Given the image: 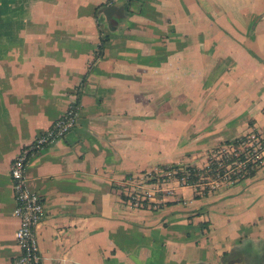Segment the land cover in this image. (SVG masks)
<instances>
[{
  "label": "crops",
  "instance_id": "obj_1",
  "mask_svg": "<svg viewBox=\"0 0 264 264\" xmlns=\"http://www.w3.org/2000/svg\"><path fill=\"white\" fill-rule=\"evenodd\" d=\"M26 4L0 8V264L18 253L8 163L70 101L73 127L25 165L44 206L41 264H223L262 252L264 234L249 232L260 225L218 242L210 225L264 220V152L251 175L201 193L158 175L245 132L264 140V0ZM135 173L161 185L139 205L128 200Z\"/></svg>",
  "mask_w": 264,
  "mask_h": 264
},
{
  "label": "built area",
  "instance_id": "obj_2",
  "mask_svg": "<svg viewBox=\"0 0 264 264\" xmlns=\"http://www.w3.org/2000/svg\"><path fill=\"white\" fill-rule=\"evenodd\" d=\"M77 110L78 104L75 101H70L62 114L55 118L43 131L37 134L30 143L23 145L8 163V176L10 178L14 201L12 214L18 218V224L13 232L14 242L18 247V253L13 257L10 264H41L36 226L43 215L44 206L39 194L29 189L27 186L25 165L28 157L35 151L51 143L55 139L62 137L73 127L76 122ZM251 136L252 135L249 137ZM253 142L254 140L244 142L242 146H226L223 150L225 154L231 153L233 156H236L238 148H244L247 144H253ZM225 154L223 155L225 156ZM259 156L260 154L255 152L252 154V159L258 158ZM245 159L246 158L235 160L234 162H237L238 166V164H241ZM226 165L225 168L230 171L231 167H229L228 164ZM148 175L151 177L153 176L152 173H148ZM219 178L226 179V171L219 176ZM149 183L145 191L148 197H150V195L152 196L155 191H159L161 188L159 187L160 183L158 181ZM130 185L132 186V183ZM143 185L144 183L142 182L136 183L137 187H142ZM139 197L144 198V193L138 196V193L134 192V190L128 192V200L133 205L142 203L143 199ZM260 264H264V262Z\"/></svg>",
  "mask_w": 264,
  "mask_h": 264
},
{
  "label": "rangeland",
  "instance_id": "obj_3",
  "mask_svg": "<svg viewBox=\"0 0 264 264\" xmlns=\"http://www.w3.org/2000/svg\"><path fill=\"white\" fill-rule=\"evenodd\" d=\"M26 1H29V0H4V1L0 0V8H4V9L7 10L9 8L14 7L16 9V8H18L19 3H20L21 7H26V6L28 7L29 4L27 5ZM225 147H226V145H220V144H215V145H211L209 147H205L203 150H201L202 151L201 152L202 160L200 161V163L198 165H196L195 162L184 161L183 163H180V164L177 163V164L170 165V167H168L166 169L162 168V170L159 171L160 175H158V176L159 177L162 176V177L167 178V180H165V182L163 184L164 188L168 187V183H171V181H173L174 179L178 180V178L175 177V171L178 168L180 170V169L184 168V166H187V165H194V166H197L199 168H203L204 166H207L209 164L210 160H214V161H216V164H219L220 161H221L220 158H221L222 154H225V152L223 150V148H225ZM220 154H221V156H220ZM218 166L220 168H222V164H219ZM228 166L229 167L230 166H237V162H231V163L228 164ZM175 167L176 168L178 167V168L176 169ZM197 176L198 177H197L196 183L193 184L197 193L198 192L201 193V191H203V190H206V189H209V188L210 189L211 188H215V187H217V186H219V185H221L223 183H227V179L219 178V176H217L216 173H215L214 176H212V175H210V173L209 174L207 173V170H205L204 172H201ZM149 180H151V176L148 175V173L147 174L146 173H144V174H142V173L141 174L140 173L136 174L135 173L133 176L131 175L130 183H132V186L128 187L127 192H130L131 190H134V192L138 193V196H141V193H144L145 197L144 198L139 197V198H141L143 200L147 198V200L149 201V197H148V195L145 192L146 188H147L146 184H150V183H147ZM240 180H237L234 183L236 184ZM141 182L144 183V185L142 187H137L136 183H141ZM230 185H232V184H230ZM155 192H157V191H155ZM158 192H161V191H158ZM163 192L168 194L167 191L163 190ZM147 203L143 204L142 206L149 205ZM137 205H139V204H137ZM249 209L250 210H252V209L254 210V208H252V206L249 207ZM232 215L233 216H231L229 219H235L237 217L238 218L240 217V216L237 215V213H233ZM213 219H214L213 220L214 222L210 225V227H212V228L215 227V229L212 231L211 235L216 240V242H218L219 239H220V236L223 235L224 232L226 233L228 230H229V233L234 232V233L240 234V233L245 232L246 230L252 229V227H254V226H255V229H256V228H258L257 226L260 225L261 229L258 228V231L254 230V231H249V232H252L253 235H259V234L262 235V234H264V220L261 221V222H257L255 224H249V223L245 222L243 219H241L240 222H238V221L237 222H232L231 220L226 218L225 219L226 222H224L223 229H222V227H217V221H218L219 218L213 217ZM220 222H222V221H220ZM232 228H234V230H230ZM259 229H260V231H259ZM227 239H232V237L231 236H227ZM262 249H263L262 252L264 253V247ZM211 257H212V259H210V260H211L212 264H216L218 260H216L214 258V256H211ZM263 257H264V255H263ZM263 262L264 261H262L260 263H263Z\"/></svg>",
  "mask_w": 264,
  "mask_h": 264
},
{
  "label": "trees",
  "instance_id": "obj_4",
  "mask_svg": "<svg viewBox=\"0 0 264 264\" xmlns=\"http://www.w3.org/2000/svg\"><path fill=\"white\" fill-rule=\"evenodd\" d=\"M101 5L102 3L99 5H96L95 8ZM98 31L100 32V35H99V43L97 47L98 49H102L103 41L106 38V35L103 36L101 34L100 27H98ZM100 53L101 51L100 52L98 51L95 53L94 56H97ZM250 135L252 136L249 137ZM252 140H254L253 144H247V146L241 149L238 148L237 149L238 152L236 156H233L231 153L225 154V156L222 154L220 158L221 159L220 163L222 164V168H220L218 164H216V161L210 160L209 164L207 166H204L203 168H199L194 165H187V166H184V168L179 170L178 167H177L178 169L175 167L177 169L175 171V177L178 178V180L181 183L194 184L196 183V180L198 177L197 175L200 174L201 172H204L205 170H207V173L208 174L210 173V175L212 176H214L215 173L217 176H221L226 171L227 183H233V182H236L237 180L242 179L245 176L251 175L254 172L256 166L259 164L262 153L264 152V140L261 137H259V135L255 131L252 130L250 132L242 133L232 139L224 140L223 142L219 143L220 145L234 147L237 145L242 146V143L249 142ZM255 152H258L260 156L258 158L252 159V154ZM243 158H246V159L243 160L241 164H238V166H230L231 167L230 171H228L227 168H225L226 164H229L231 162H234L235 160H240ZM168 167H170V165L163 166L164 169ZM143 202L145 203L146 201L143 200Z\"/></svg>",
  "mask_w": 264,
  "mask_h": 264
},
{
  "label": "flooded vegetation",
  "instance_id": "obj_5",
  "mask_svg": "<svg viewBox=\"0 0 264 264\" xmlns=\"http://www.w3.org/2000/svg\"><path fill=\"white\" fill-rule=\"evenodd\" d=\"M264 253L258 251L249 250L245 252L242 256L228 257L224 260L223 264H260L258 263L263 257Z\"/></svg>",
  "mask_w": 264,
  "mask_h": 264
},
{
  "label": "water",
  "instance_id": "obj_6",
  "mask_svg": "<svg viewBox=\"0 0 264 264\" xmlns=\"http://www.w3.org/2000/svg\"><path fill=\"white\" fill-rule=\"evenodd\" d=\"M116 6L115 5H113V4H109V5H106V6H103L102 8H101V12H102V14L105 16V17H107L108 15H109V13L115 8ZM198 264H200V263H198Z\"/></svg>",
  "mask_w": 264,
  "mask_h": 264
}]
</instances>
